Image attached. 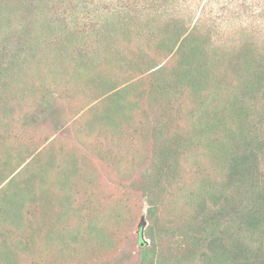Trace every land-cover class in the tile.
Wrapping results in <instances>:
<instances>
[{"label":"trees","instance_id":"obj_1","mask_svg":"<svg viewBox=\"0 0 264 264\" xmlns=\"http://www.w3.org/2000/svg\"><path fill=\"white\" fill-rule=\"evenodd\" d=\"M197 27L176 21L160 33L147 32L131 18L103 41L74 46L67 62L58 58L57 83L92 103L85 130L97 127L107 135L94 148L100 160L126 162L132 174L150 158L140 189L148 199L151 244L138 235L136 264H264V143L257 136L264 47L225 57L212 52L207 32ZM131 138L143 143L137 156L122 153ZM2 140L0 264L44 263L35 221L53 187L61 193L62 225L48 231L45 244L52 250L45 260L62 264L78 252L93 254L92 264H121L106 252H115L118 229L130 227L135 216L125 199L100 208L87 190L96 180L87 156L44 148L32 159L39 166L28 162L16 171L20 164L13 168V150ZM194 149L203 173L186 180L182 163ZM58 155L64 163L54 167ZM49 181L54 185L45 188Z\"/></svg>","mask_w":264,"mask_h":264},{"label":"rangeland","instance_id":"obj_2","mask_svg":"<svg viewBox=\"0 0 264 264\" xmlns=\"http://www.w3.org/2000/svg\"><path fill=\"white\" fill-rule=\"evenodd\" d=\"M131 18L135 26L155 33L176 21L191 29L198 26L200 32H207L212 52L234 58L243 48L264 47V0H0V139L13 150V168L20 164L18 171L28 162L38 165L32 159L44 148L47 153L74 148L78 155H86L93 177L96 176L94 187L87 190L95 195L100 208L125 199L135 216L130 227L118 229L115 252H106L111 262L119 259L121 264H136L143 214L147 220L145 235L150 224L147 195L140 189L151 171L150 158L143 157L142 165L132 174L126 162L117 165L100 160L94 148L107 135L97 127L91 134L86 133L90 118L86 110L93 105L80 96H70L71 86L64 88L57 83L61 73L57 66L58 58L62 62L71 59L77 44L86 39L103 41L105 34ZM77 23L84 25L91 37L79 33ZM260 121L257 136L264 143V112ZM143 148L141 140L131 138L122 153L130 151L137 156ZM195 150L182 163L186 180H191L189 176L196 170L203 173L204 162L196 161ZM56 157L54 167L64 163L61 155ZM21 158L26 160L22 162ZM259 169L264 173V148L259 152ZM51 184L49 181L45 188ZM45 197L34 231L43 252V264L54 260H45L52 250L49 244L46 248L45 239L50 228L62 225L63 210L59 188L53 187ZM147 239V244H151ZM94 257L77 252L75 258L62 264H92Z\"/></svg>","mask_w":264,"mask_h":264},{"label":"water","instance_id":"obj_3","mask_svg":"<svg viewBox=\"0 0 264 264\" xmlns=\"http://www.w3.org/2000/svg\"><path fill=\"white\" fill-rule=\"evenodd\" d=\"M146 226H147V220L145 218V214H143L139 227L142 230L140 235H141L142 241L144 243H148L149 242L148 239L146 238V235H145Z\"/></svg>","mask_w":264,"mask_h":264}]
</instances>
